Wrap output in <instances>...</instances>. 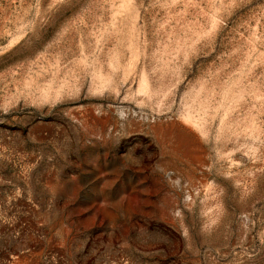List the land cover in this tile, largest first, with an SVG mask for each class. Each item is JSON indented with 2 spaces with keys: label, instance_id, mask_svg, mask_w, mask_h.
Masks as SVG:
<instances>
[{
  "label": "rangeland",
  "instance_id": "rangeland-1",
  "mask_svg": "<svg viewBox=\"0 0 264 264\" xmlns=\"http://www.w3.org/2000/svg\"><path fill=\"white\" fill-rule=\"evenodd\" d=\"M0 264H264V0H0Z\"/></svg>",
  "mask_w": 264,
  "mask_h": 264
}]
</instances>
